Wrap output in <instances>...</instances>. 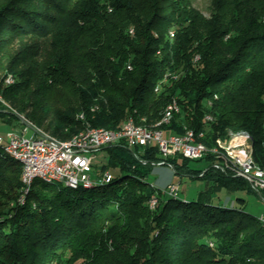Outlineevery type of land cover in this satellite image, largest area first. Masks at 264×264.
I'll use <instances>...</instances> for the list:
<instances>
[{
  "label": "trees",
  "instance_id": "trees-1",
  "mask_svg": "<svg viewBox=\"0 0 264 264\" xmlns=\"http://www.w3.org/2000/svg\"><path fill=\"white\" fill-rule=\"evenodd\" d=\"M193 1L0 0V95L61 141L129 118L152 127L175 99L180 112L159 126L164 134L191 129L218 146L244 132L264 169V0H210L208 16ZM102 151L95 174L108 171L109 182L35 179L19 206L22 166L0 147V264H264L259 217L209 203L220 189L264 192L215 169L214 156L194 160L204 170L166 159L160 166L175 175L212 185L194 201L159 193L150 210L156 147Z\"/></svg>",
  "mask_w": 264,
  "mask_h": 264
},
{
  "label": "built area",
  "instance_id": "built-area-1",
  "mask_svg": "<svg viewBox=\"0 0 264 264\" xmlns=\"http://www.w3.org/2000/svg\"><path fill=\"white\" fill-rule=\"evenodd\" d=\"M173 101L176 102L175 99ZM5 109L7 110V108ZM7 111L15 112L14 110ZM171 119L172 112L169 113L166 124ZM124 126H128V133H121V129L119 132H105L97 127L87 126L86 132L83 133L80 140L75 142L74 150H61V148L53 147V140L41 138L37 129L34 131L35 135L24 136L23 133L31 128V124H29L28 127L22 130L9 131L5 136L0 135V146L11 151L12 154L24 156L28 159L26 183L32 175L36 174H51L62 180L88 184L103 181L111 176L110 173L105 171L101 176H96L94 173L92 177L93 167L88 155L99 152L107 146L122 142L129 149L155 146L158 155L163 160L158 162L157 166L162 165L166 159L174 156L194 161L204 159L211 154L215 157L213 164L215 169L245 180L255 192H264V172H255V165L247 160L244 143L232 145L231 150H227L226 157H219L216 151L207 150L206 143L193 142L192 133L194 131L191 129L190 136H183V134L165 135L161 127L159 131L136 132L131 128L129 122H126ZM238 166L247 167V174L238 175ZM156 191L158 192L149 199L153 210L157 207L159 193L170 197L172 194L179 192V185L170 184L163 190L156 189ZM17 204L20 206V200H17Z\"/></svg>",
  "mask_w": 264,
  "mask_h": 264
},
{
  "label": "rangeland",
  "instance_id": "rangeland-1",
  "mask_svg": "<svg viewBox=\"0 0 264 264\" xmlns=\"http://www.w3.org/2000/svg\"><path fill=\"white\" fill-rule=\"evenodd\" d=\"M209 3H210V0H194L193 6L195 9H197L199 12H201L204 16H208V14H209ZM7 75L3 76V80H5L4 81L5 87L9 86V84L6 85V79H4V78H7L10 76V79L13 80V82H14L13 75L12 74H7ZM7 110H8V108H7ZM7 110H5L4 112H8ZM9 110L15 111V112L9 111L14 116L9 115V114L4 115L6 118L11 120L10 123H2V121L0 119V135L1 136H5V134L9 131L22 130L25 127H28V125H25L18 118L20 116L24 120H26L25 114L20 113L17 109H14L12 106L9 108ZM33 127H35V126L31 124L32 129L30 128V129H28V131L24 132L23 133L24 136L30 137L31 135H35L34 131H36L35 128H37V127H35V128H33ZM38 130L44 134L49 135L48 132H46L42 129L38 128ZM230 137H231V135L229 136V139H230ZM227 139L228 138H226V140ZM229 139H228V141H229ZM222 144H226V143H222ZM212 145L213 144H211L209 146H212ZM88 156H89V158L91 160V164L93 166V172H92V177H93L95 170L97 171L101 167V165L105 163L106 153H105V151L101 150L99 152L91 153ZM178 163H181V159H178ZM206 165H207V163L205 161H189V166L193 169L204 170L206 168ZM148 181L157 190L158 189L163 190L167 185H170V184H178L179 185L178 198L179 199L180 198L186 199L188 201L197 200V197H198L197 193L199 191L203 192L206 189V186L208 185L206 180H203L200 178H190L187 176L175 175L173 170L169 166H155L153 168L151 174L148 177ZM19 195L20 194H18V196H17L16 204H17V200L19 198ZM28 196L26 199V203L28 200ZM226 196H229V198L234 203V206L243 208L245 211L251 213L252 215H254L256 217H259V216L262 217L261 215H264V197H261L257 193H251V192L247 193L245 191L236 192V193H229V192L222 190L221 192H218V193H215V192L211 193V195H210L211 199L209 200V203H211L213 205L224 206L225 204H223V202H218V201H223ZM237 198H242L244 200V203L236 201Z\"/></svg>",
  "mask_w": 264,
  "mask_h": 264
},
{
  "label": "bare ground",
  "instance_id": "bare-ground-1",
  "mask_svg": "<svg viewBox=\"0 0 264 264\" xmlns=\"http://www.w3.org/2000/svg\"><path fill=\"white\" fill-rule=\"evenodd\" d=\"M133 30H130V33ZM196 59V58H195ZM130 66H127V68L129 69ZM13 84V80L10 79V76L6 78V85H10ZM0 105L2 107H6L9 110V106L8 104L3 100L2 96L0 95ZM172 112V116L175 113H179L180 112V108L178 106L177 109V102L175 101H171L167 107L165 108L164 112H163V117L162 120L158 123H156L154 126L152 127H145L142 125H137L134 123L133 118H129L127 119L125 122H123V125L117 129V130H107L105 128L102 127H97L98 129H101L105 132H119L121 129V133H128V126H124L126 125V122H129L131 128H133L136 132H147V131H159V126L162 124H166V121L168 119V115L169 113ZM211 121L212 118L210 116H206L205 120ZM26 121V120H25ZM27 122V121H26ZM28 124H30L29 122H27ZM169 123V122H168ZM35 128V127H34ZM38 130V128H35ZM39 131V130H38ZM40 132V137L43 139H49V140H53V147H58L61 148V150H74L75 149V142L80 140L81 136L83 135V133L86 132V127L84 129H82L81 131H79L77 134H75L74 136H72L70 139L67 140H57L47 134ZM231 135L229 141L226 144H222L219 143L218 146H207V150H214L217 152V156L219 157H226L227 156V150H231L232 145H236V144H243L244 143V151L247 152V160H249L250 163H253L255 165V172H264V169H262L253 159L252 157V146L250 145V138L247 137L248 135L244 132H240L237 134H232L230 132L229 136ZM183 136H190V129H185ZM204 134L203 133H192V141L193 142H203L202 139L204 138ZM1 147V146H0ZM4 152L9 155L10 157H12V159L16 160L17 162H19L22 166V173H21V183H22V187L20 190V195L18 200H20V205H24L26 203V198L27 195L30 191L31 185L33 184V181L35 179H39L42 182L45 183H58V184H62L63 186L69 187V188H77V187H82V188H91L92 186L95 185H100L103 183H107L109 182V180L111 179V176L103 181H98V182H94L91 184L85 183V182H77V181H68V180H62L59 179L57 177H55V175H51V174H36V175H32L29 179L28 182L26 183L27 180V173H28V159H26V157L24 156H18L15 154H12L11 151L4 149ZM237 170L239 171V173L241 175H246L247 174V167L245 166H238ZM22 195V196H21ZM170 197H178V193L172 194V196ZM148 207L150 210H153L152 205L150 204V202L148 201ZM259 220L262 222V225H264V216L260 217Z\"/></svg>",
  "mask_w": 264,
  "mask_h": 264
},
{
  "label": "crops",
  "instance_id": "crops-1",
  "mask_svg": "<svg viewBox=\"0 0 264 264\" xmlns=\"http://www.w3.org/2000/svg\"><path fill=\"white\" fill-rule=\"evenodd\" d=\"M0 119H1V121H2V123H10V119H8V118H6L5 116H1L0 115ZM166 135V134H165ZM247 137H249L250 138V142H251V144H252V140H251V137L250 136H247ZM250 144V145H251ZM252 146V145H251ZM207 183H208V185L206 186V189L204 190V191H206V190H208L209 189V187H211V183L210 182H208L207 181ZM223 189H220V190H217V192H215V193H218V192H221ZM225 191V190H224ZM227 192V191H226ZM202 193V191H199L198 193H197V196L199 197V195ZM198 197H197V199H198ZM219 199V198H218ZM186 200V199H185ZM218 202H223V204H225L224 206H233L234 205V203L232 202V200L229 198V196H226L225 197V199L223 200V201H218ZM233 203V204H232ZM222 204V203H221ZM261 216H264V215H261ZM260 217V216H259Z\"/></svg>",
  "mask_w": 264,
  "mask_h": 264
},
{
  "label": "water",
  "instance_id": "water-1",
  "mask_svg": "<svg viewBox=\"0 0 264 264\" xmlns=\"http://www.w3.org/2000/svg\"><path fill=\"white\" fill-rule=\"evenodd\" d=\"M19 118V120H21L25 125H29L22 117H18Z\"/></svg>",
  "mask_w": 264,
  "mask_h": 264
}]
</instances>
